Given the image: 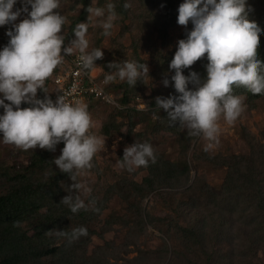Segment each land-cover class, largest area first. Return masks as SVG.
Masks as SVG:
<instances>
[{
  "label": "clouds",
  "instance_id": "clouds-1",
  "mask_svg": "<svg viewBox=\"0 0 264 264\" xmlns=\"http://www.w3.org/2000/svg\"><path fill=\"white\" fill-rule=\"evenodd\" d=\"M17 3L20 7L13 10ZM246 4L247 0H182L177 9V24H192L186 37L177 41L169 62L174 74L169 79L165 73L162 79L165 87L171 80L177 95L155 97V107L163 109L168 121L188 130L190 136H202L207 141L205 151L218 143L221 114L231 124L244 110L241 97L233 94L234 86H243L253 94L264 93V61L258 55L259 37L264 33L249 21L251 8ZM59 5L60 0H0V27L10 25L5 31L7 44L0 48V143L54 152L63 142L60 155L51 161L72 181L60 203L76 213L87 207L81 190L84 194L91 191L77 181V175L92 167L93 156L105 141L89 131L87 104L69 102L61 94L53 101L43 85L54 68L74 51H79V63L87 71L97 67L95 61L103 57V52L101 48L88 50L87 20L75 25L73 38L65 43L61 29L66 18L57 11ZM114 9L108 2L106 8L89 5L85 11L89 17H103L98 23L102 35L109 36L117 18ZM22 15L24 18L16 22ZM202 57L207 60L203 79L195 71L183 74ZM107 67L110 71L106 72L105 83L119 79L129 86H135L149 72L146 63L135 60L112 61ZM38 89L45 93L43 98L37 96ZM22 102L28 106L21 108ZM155 159L149 142L135 141L124 147L117 163L132 171ZM47 232L71 244L87 235V228L77 226L66 231L54 227Z\"/></svg>",
  "mask_w": 264,
  "mask_h": 264
},
{
  "label": "rangeland",
  "instance_id": "rangeland-1",
  "mask_svg": "<svg viewBox=\"0 0 264 264\" xmlns=\"http://www.w3.org/2000/svg\"><path fill=\"white\" fill-rule=\"evenodd\" d=\"M155 1L91 0L92 7L106 8L108 2L114 4L117 18L113 22L109 36L102 35L103 29L98 23L103 17H89L88 14L87 17L89 18L86 19L88 23L86 38L89 41V48L99 46L107 57V63L135 60L146 63L149 69L148 75L145 74L135 86H124L126 82L119 79L105 83L106 72L110 69L106 71L103 67L97 66L91 71L97 81L104 83L107 92L115 96L120 107L104 104L101 101L99 102L102 105L95 102L87 104L91 116L89 131L99 136L105 141V144H102L94 154L92 167L77 175V181L83 187L91 190L87 194H84L82 190L80 192L81 198L85 200L87 205L86 208H82L86 212L83 215H78L77 212L73 213L67 219L69 227L63 224V228L70 231L71 228L77 226L95 227L96 234L88 239L87 246L88 252L97 253V256L100 255L99 248L107 242L114 243L117 248L111 255L122 258L123 255H126L124 258L127 259L137 256L140 249L164 245L167 240L165 231L168 228L162 219L166 215L178 218V212L174 211V208L177 207L183 191L192 186H196L198 190L207 186L216 191L222 189L227 167L224 164H219V162H212L209 157L215 156L216 159H221L222 157L246 154L251 149L252 144L264 143V98L252 99L240 96L245 107L235 122L227 123L222 114L218 118L220 132L216 147L205 151L207 141L202 136L192 137L188 134L191 139L182 140V145L189 148L187 154H182L178 138L170 128L175 124L168 121L164 110H158L159 113L153 108L148 110L145 102H142L143 108L135 107V110L132 111L129 109L130 107L127 108L126 104L122 103V97L127 92L130 90L141 92L142 88L144 90L141 94L147 100L146 102L151 103L153 98L149 97V92L154 85L161 86V83L152 73H162V76L167 73L168 77L174 74V70H169L166 61L168 58L172 59L170 54L175 52L177 41L185 38L184 35L189 24L181 26L176 21L167 30V35L164 36L159 30V23H156L152 16H148L150 11L153 13L157 11V6L154 8ZM125 3L128 4V7H124ZM60 4L57 11L66 18L61 29V34H64V29H67L72 20L81 13L82 7L76 5V0H61ZM17 7H20L19 3L14 5L13 10ZM23 18L24 15L18 17L16 22ZM140 23L145 24L147 29L140 36L134 35V28ZM8 28L10 25L0 27V48L4 46V38L9 39L5 35ZM129 28L131 29L129 30ZM75 52L77 51L73 53ZM72 54L67 55L64 60ZM201 60L203 57L197 61V64ZM185 72L188 73L189 71L183 70V74L186 75ZM125 87L128 89L126 90ZM188 87L192 88L190 84ZM170 92V85L165 87L162 84V96L167 97ZM177 127L182 132L188 133V130L178 125L173 128L177 129ZM135 141L149 142L153 147L156 159L155 162L150 160L147 166H140L128 171L126 168L120 167L117 161L122 158L124 147ZM63 146V142L57 144L56 150L52 151L48 157L49 162L47 160L28 169L27 167L32 165L30 160L34 149L25 150L12 144L0 143V195L8 194L21 183H26L24 178L27 179L28 185L33 184L34 187L37 186V176L40 175V178L47 180L49 171L54 166L51 160L60 155V149ZM185 161H187V168L185 164H182ZM160 162V166L156 168ZM162 167L169 168L172 175H168L169 170H163ZM146 178H151L153 181L150 184L141 185ZM126 180L127 182L124 183ZM132 181L134 185L130 184ZM71 183L72 181L68 177L61 180V198L67 195L66 186ZM136 184L142 186L139 193L150 191V187L155 191L148 193L147 197L143 193V199H140L141 194L132 193L127 202L122 196L129 189L133 192ZM112 185L122 186L124 188L123 194L118 189L110 191ZM166 189L172 190L171 192L175 195L163 196L162 190ZM136 204L141 205L140 209H137ZM65 206L69 209L67 205ZM94 208H98L99 211H95ZM45 211L44 208L42 212ZM179 220L181 221V218ZM126 221L127 223L130 221L128 226H124ZM138 224H145L146 229L141 230ZM32 228L30 226L25 231H29V235L33 234ZM50 237L54 238L60 245L62 244L63 237H57L54 234H51ZM162 256L164 255L162 254ZM260 258L264 262L263 253H260ZM38 261L42 264L44 259L41 257Z\"/></svg>",
  "mask_w": 264,
  "mask_h": 264
},
{
  "label": "trees",
  "instance_id": "trees-1",
  "mask_svg": "<svg viewBox=\"0 0 264 264\" xmlns=\"http://www.w3.org/2000/svg\"><path fill=\"white\" fill-rule=\"evenodd\" d=\"M180 3H182L181 0H156L154 3V8L157 6L156 13L150 11L148 15L152 16L156 23H159V30L164 36L167 35L170 26L177 21V9ZM76 5L81 6L82 10L72 20L67 28L68 31L64 27L66 29H64L65 43L73 38L72 30L75 25L87 19L88 13L85 9L91 5V0H76ZM246 7L251 8L249 21L255 22L264 33V0H247ZM191 28L192 24L189 22L184 37ZM146 29L145 24L140 23L134 28L133 34L140 36ZM7 41L8 39L4 38V45L7 44ZM259 41L258 55L264 61V34L259 37ZM88 50L91 48L88 47ZM173 54H170L171 57ZM205 57L199 64H197V60L194 62V66L191 65L184 70L195 71L203 79L206 76L204 65L207 60ZM170 60L171 58H168L166 61L167 65ZM64 61L54 68L44 82L43 88L51 99L58 92L54 81L56 76L67 68L68 63ZM95 63L106 71L109 69L107 67L109 62L107 63V57L104 54ZM152 74L155 75L161 86L154 85L149 92V97L153 98L151 103L146 102L147 100L141 94L143 88L141 92L130 90L122 97V103L126 104L127 108L130 107L129 109L133 111L135 107L137 108L139 104L145 102L148 110L153 108L159 113V109L155 107V97L162 96L164 75L157 72ZM171 83L170 80V94L177 95ZM124 86H128V84L125 83ZM190 87L193 85L190 84ZM233 94L252 99L264 98V93L253 94L243 86H234ZM44 95L45 93L38 89L37 96L43 98ZM99 101L101 100H94L96 104H101ZM27 106L23 102L20 105L21 108ZM176 126L173 125L170 128L178 138L182 154H187L189 148L182 145V140L191 138L188 137L187 132H182L178 127L177 129L173 128ZM250 148L248 153L242 155H232L221 159H216L215 156L209 157L212 162L216 161L227 167L222 189L216 191L210 186L202 190H198L196 186L187 188L181 193L177 207L174 208L172 205L174 211L178 212V218L166 215L162 219L168 228L165 231L167 240L164 245L140 249L137 256L128 259L124 258L126 255H123V258L111 255L117 249L116 245L111 242H107L99 248V256L97 253H89L87 241L96 234L95 227L84 225L87 228V235L80 236L71 244H68L63 238L60 245L50 237L51 234L47 231L54 227L63 229V224L69 227L67 219L73 214L65 204L60 203L62 193L60 182L65 180L68 175L61 173L55 165H52L47 180L36 175L38 177V179L36 177L37 186L28 185L27 179L24 178L26 183H21L8 194L0 195V264H41L38 261L41 257L44 259L42 264H264L260 258V253L264 254V143L252 144ZM51 154L52 151L46 149H34L30 160L32 165L27 168L31 169L32 166L44 163ZM186 163L187 161L182 164H185L187 168ZM160 164L161 162L157 164L156 168ZM162 169L169 170L167 167H162ZM167 174L172 175V172L169 170ZM151 181H153L151 178H146L141 185L150 184ZM130 184L134 185V182L132 181ZM139 185L134 186L133 192L130 189L127 190L122 198L128 202V197L132 193H139L140 187H142ZM113 189L121 190L120 192L123 194L122 186L112 185L110 191ZM149 190L145 193L144 191L140 192V199H143V193L147 197L148 193L155 191L151 187ZM171 191L170 189L162 190V195H175ZM182 197L184 198L181 199ZM136 205L137 209H140L141 205ZM44 208L46 211L42 212ZM85 212V209L77 211L78 215H83ZM129 222L126 221L124 226H128ZM138 225L141 230L146 229L145 224ZM30 226L33 227L34 233L29 235L27 230ZM25 229L27 230L25 231Z\"/></svg>",
  "mask_w": 264,
  "mask_h": 264
},
{
  "label": "built area",
  "instance_id": "built-area-1",
  "mask_svg": "<svg viewBox=\"0 0 264 264\" xmlns=\"http://www.w3.org/2000/svg\"><path fill=\"white\" fill-rule=\"evenodd\" d=\"M79 51L73 53L65 60L68 63L67 68L63 73L55 78V85H57V93L52 100L55 101L57 95L61 94L66 97L69 102L75 103L77 101L89 104L94 100H101L103 103L120 107L115 96L108 93L103 82L97 81L92 72L82 70L79 63ZM139 105V108H143Z\"/></svg>",
  "mask_w": 264,
  "mask_h": 264
}]
</instances>
